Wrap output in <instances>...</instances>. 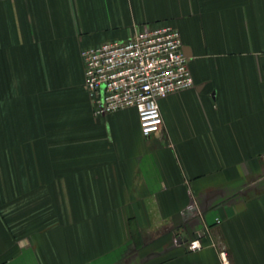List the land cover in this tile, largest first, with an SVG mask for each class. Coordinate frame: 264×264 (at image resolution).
Returning <instances> with one entry per match:
<instances>
[{
  "label": "crops",
  "instance_id": "0c3cea01",
  "mask_svg": "<svg viewBox=\"0 0 264 264\" xmlns=\"http://www.w3.org/2000/svg\"><path fill=\"white\" fill-rule=\"evenodd\" d=\"M162 25L194 86L145 138L81 51ZM263 155L264 0H0V264H264Z\"/></svg>",
  "mask_w": 264,
  "mask_h": 264
},
{
  "label": "built area",
  "instance_id": "2783aa9c",
  "mask_svg": "<svg viewBox=\"0 0 264 264\" xmlns=\"http://www.w3.org/2000/svg\"><path fill=\"white\" fill-rule=\"evenodd\" d=\"M81 59L93 113L108 115L134 108L145 138L162 127L159 101L194 86L180 33L171 25L138 29L128 39L85 48ZM187 248L197 250L200 243L192 240ZM219 257L222 264H230L224 249Z\"/></svg>",
  "mask_w": 264,
  "mask_h": 264
},
{
  "label": "water",
  "instance_id": "95a60500",
  "mask_svg": "<svg viewBox=\"0 0 264 264\" xmlns=\"http://www.w3.org/2000/svg\"><path fill=\"white\" fill-rule=\"evenodd\" d=\"M183 52H184V54H185L187 57L190 56V52H189V50H188L187 47H183Z\"/></svg>",
  "mask_w": 264,
  "mask_h": 264
}]
</instances>
